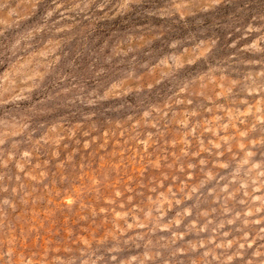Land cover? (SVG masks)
I'll list each match as a JSON object with an SVG mask.
<instances>
[{
    "label": "rangeland",
    "instance_id": "rangeland-1",
    "mask_svg": "<svg viewBox=\"0 0 264 264\" xmlns=\"http://www.w3.org/2000/svg\"><path fill=\"white\" fill-rule=\"evenodd\" d=\"M0 264H264V0H0Z\"/></svg>",
    "mask_w": 264,
    "mask_h": 264
}]
</instances>
